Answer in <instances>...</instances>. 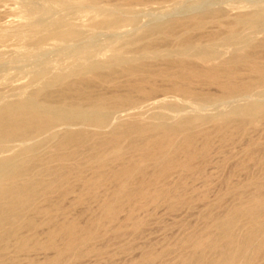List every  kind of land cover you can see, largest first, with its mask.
Segmentation results:
<instances>
[{"label":"bare ground","instance_id":"bare-ground-1","mask_svg":"<svg viewBox=\"0 0 264 264\" xmlns=\"http://www.w3.org/2000/svg\"><path fill=\"white\" fill-rule=\"evenodd\" d=\"M195 14L128 37L105 59L78 52V63L68 71L0 102V264H76L96 251V239L109 226L140 228L136 212L149 203H166L171 211L190 207L184 181L168 180L202 167L215 138L244 139L247 158L261 163L264 140L250 132L264 125V101L258 99L264 94V6L232 15L221 10ZM121 15L94 26L111 37L121 35L131 22ZM67 20H60L68 25L64 29L57 22L59 31L35 34L32 48H42L48 39L63 41L68 50L81 46L72 42L80 32ZM45 73V67L38 70L33 81ZM212 87L217 92L209 91ZM212 102L227 105L219 104L223 108L211 115L188 111V104ZM251 180L232 186L234 204L203 213L205 230L184 239L175 264H258L264 259V176ZM104 183L112 187L99 213L85 222L80 214L69 219L75 207L62 205L67 196L76 193V203L97 198ZM41 228L46 229L43 238ZM47 250L52 254L43 261L19 258ZM160 255L146 250L142 263Z\"/></svg>","mask_w":264,"mask_h":264},{"label":"rangeland","instance_id":"rangeland-1","mask_svg":"<svg viewBox=\"0 0 264 264\" xmlns=\"http://www.w3.org/2000/svg\"><path fill=\"white\" fill-rule=\"evenodd\" d=\"M131 1L0 0V102L17 99L41 85L44 79L50 78L58 72L68 71L75 63H78L76 57L78 52H89L92 60L105 59L116 47L124 45L125 42L143 34L154 25L165 24L174 19H188L197 15L195 13L208 10L227 11L232 15L238 14L240 11L253 10L264 6V0H142L130 5L129 2ZM118 5L122 10L117 12ZM110 10L115 11V13L109 15ZM102 12L103 14H101ZM121 13L123 14L122 17L131 20L122 27H125L126 32H122L121 35H112L111 37L110 32L108 33L107 30L94 26L99 19H112L115 17L114 15L117 16ZM62 18L68 19L69 23L73 21L74 24L71 22L69 27H73L80 33L72 42L76 43L78 41L77 44H79V41H81V46L74 44V47H70L74 49L68 50V47L66 50L63 41L48 39L42 44V48L39 49L34 46L32 48L33 36L35 34L42 36L50 29H54L55 32L59 31L61 27L58 25ZM67 26H62V29ZM44 27L50 29L46 30ZM43 29L44 31H42ZM94 35L96 36L94 37ZM82 45L88 48L81 50L83 49ZM103 55H106V57L103 58ZM62 56L67 58L63 57L62 59ZM57 59L58 61L60 59V61L58 62ZM48 62L53 65L58 63L56 66L59 69L51 63L49 65ZM43 67L46 68L47 75H44L45 77L38 81H33L32 77ZM215 89L212 87V90L210 88L209 91L217 92ZM254 98L257 99L258 96L254 95ZM258 99L264 101V94L259 96ZM219 104L223 107L227 105H222L221 102H212L204 105L205 109L203 106H197L201 110H193L197 107L188 104V111L191 110L190 113L192 114L205 113L211 115L223 108ZM173 114L178 115L177 112ZM250 135L253 138L264 140L263 123L259 128L251 130ZM243 141L244 139L236 138L234 141L221 142L218 138H215L209 150L207 161L202 167L188 172L172 174L168 182L179 184L184 181L181 184H183L185 197L191 199L190 207H180L176 211H171L168 206L165 207L166 203L158 205L149 203L145 209L136 212L138 214L136 216L143 221L140 228L132 223L123 229L109 226L96 239V251L86 254L76 264H143V252L151 248L157 250L161 255L157 260L146 264H175L182 250L184 239L205 230L206 220L203 218V213L206 210L220 212L226 209L235 203V198L230 192L232 186L250 183L252 178L259 179L264 176V156L259 164L249 160L247 158L246 143L244 144ZM226 149L229 151L228 153ZM16 150L17 148H14V151ZM182 175L183 179H181ZM193 176L195 177L193 178ZM190 179L192 181H189ZM111 187L107 183L101 184L97 188L99 194L97 198L87 197L79 203L75 202L77 200L76 193L68 195L62 205L66 207L73 205L75 207L68 214V218L71 219L80 214L81 221L85 219V222L93 215L98 214L101 202ZM151 207L152 209H150ZM80 210L81 212H79ZM126 213L127 209L121 213V219L126 216ZM44 228L40 229L42 238L45 236L46 229ZM50 253L52 254L51 250L31 251L28 254L21 253L19 258L22 261H26L27 258L43 261L51 255ZM259 262L258 264H264V259Z\"/></svg>","mask_w":264,"mask_h":264}]
</instances>
